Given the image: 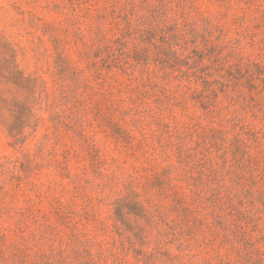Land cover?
Segmentation results:
<instances>
[{
	"label": "rangeland",
	"instance_id": "1",
	"mask_svg": "<svg viewBox=\"0 0 264 264\" xmlns=\"http://www.w3.org/2000/svg\"><path fill=\"white\" fill-rule=\"evenodd\" d=\"M0 264H264V0H0Z\"/></svg>",
	"mask_w": 264,
	"mask_h": 264
}]
</instances>
